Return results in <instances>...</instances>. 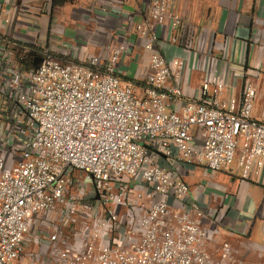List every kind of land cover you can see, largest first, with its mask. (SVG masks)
Segmentation results:
<instances>
[{
	"label": "built area",
	"instance_id": "2783aa9c",
	"mask_svg": "<svg viewBox=\"0 0 264 264\" xmlns=\"http://www.w3.org/2000/svg\"><path fill=\"white\" fill-rule=\"evenodd\" d=\"M170 11V0L152 1L143 33L154 53L143 88L118 76L121 49L105 71L97 57L65 63L49 50L26 71L1 59L0 264H237L229 242L216 257L204 249L205 211L188 203L190 186L164 162L215 175L239 161L244 179L258 175L264 123L253 116L257 90L248 82L241 99L226 101L227 82L208 78L198 101H184L186 64L168 62L156 43L171 19L174 41L191 51L194 30ZM80 205L92 207L84 216L91 230L70 240L62 223Z\"/></svg>",
	"mask_w": 264,
	"mask_h": 264
},
{
	"label": "crops",
	"instance_id": "0c3cea01",
	"mask_svg": "<svg viewBox=\"0 0 264 264\" xmlns=\"http://www.w3.org/2000/svg\"><path fill=\"white\" fill-rule=\"evenodd\" d=\"M152 1L0 0V61L7 56L26 71L20 57L29 54L34 68L33 57L41 58L49 50L65 63L97 57L96 68L105 71L111 53L121 49L118 76L143 88L154 53L147 49L143 33L151 22ZM170 3L171 11L185 19L184 26L194 30V46L190 51L174 41L178 33L168 30L172 25L168 19L156 50L168 62L186 64L181 79L184 101H198L208 78L227 82L226 101L241 99L251 82L257 90L253 116L264 123V0ZM164 166L190 186L188 203L197 202L205 211L209 237L204 249L216 257L222 244L229 242L237 264L258 255L264 260V167L244 179L239 161L215 175L198 165L164 162Z\"/></svg>",
	"mask_w": 264,
	"mask_h": 264
},
{
	"label": "rangeland",
	"instance_id": "374dc122",
	"mask_svg": "<svg viewBox=\"0 0 264 264\" xmlns=\"http://www.w3.org/2000/svg\"><path fill=\"white\" fill-rule=\"evenodd\" d=\"M161 157H163V156L161 155ZM75 178L77 179V181L80 184V187L82 189H84V186L89 183V180H87V178L84 175H82V174H80L78 172L75 174ZM84 191L85 192L90 191V187L88 189H86V190L84 189ZM96 199L98 201L101 200V195L98 192H97ZM89 208L91 209L92 207H89ZM89 208H85V207H83V205H80V210L76 214V216L67 217V219L65 221H63L62 226L64 228V233H65V235H67L69 237L70 240H72L71 237L77 231L82 233L83 235H85L86 233H89V231L91 230L90 229L91 225H90L89 221L84 220V218H85L84 216L86 215L87 211H89ZM85 209H86V211H85ZM51 221L54 224H59L60 223L56 213L53 214V216L51 218ZM51 231H53V228L47 229L45 232L49 233ZM242 264H264V260L261 258L260 255H258L255 260H253V261H245V262L243 261Z\"/></svg>",
	"mask_w": 264,
	"mask_h": 264
},
{
	"label": "trees",
	"instance_id": "16d2710c",
	"mask_svg": "<svg viewBox=\"0 0 264 264\" xmlns=\"http://www.w3.org/2000/svg\"><path fill=\"white\" fill-rule=\"evenodd\" d=\"M27 55H29V54H26L25 56L20 57L21 63L26 65L27 69H31L33 67V63L31 62V59H28Z\"/></svg>",
	"mask_w": 264,
	"mask_h": 264
},
{
	"label": "water",
	"instance_id": "95a60500",
	"mask_svg": "<svg viewBox=\"0 0 264 264\" xmlns=\"http://www.w3.org/2000/svg\"><path fill=\"white\" fill-rule=\"evenodd\" d=\"M41 62H42V59L39 58V59L34 63V66L37 68Z\"/></svg>",
	"mask_w": 264,
	"mask_h": 264
}]
</instances>
